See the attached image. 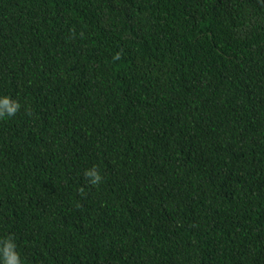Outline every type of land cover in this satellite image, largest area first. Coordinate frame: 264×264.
<instances>
[{"label": "trees", "instance_id": "16d2710c", "mask_svg": "<svg viewBox=\"0 0 264 264\" xmlns=\"http://www.w3.org/2000/svg\"><path fill=\"white\" fill-rule=\"evenodd\" d=\"M0 95L24 264H264V0H0Z\"/></svg>", "mask_w": 264, "mask_h": 264}, {"label": "clouds", "instance_id": "9594fccd", "mask_svg": "<svg viewBox=\"0 0 264 264\" xmlns=\"http://www.w3.org/2000/svg\"><path fill=\"white\" fill-rule=\"evenodd\" d=\"M116 58H119L118 54ZM20 108L21 104L17 99L9 95H0V119L14 117ZM84 175L92 185H98L103 181V176L95 167L87 169ZM16 247L15 239L11 235L0 237V264H24Z\"/></svg>", "mask_w": 264, "mask_h": 264}]
</instances>
